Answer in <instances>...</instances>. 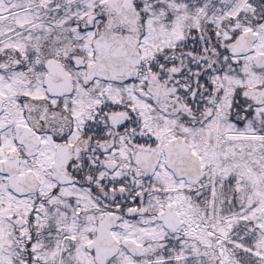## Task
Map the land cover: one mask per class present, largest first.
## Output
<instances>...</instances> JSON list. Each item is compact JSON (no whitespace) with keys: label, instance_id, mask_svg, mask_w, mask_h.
<instances>
[{"label":"snow or ice","instance_id":"1","mask_svg":"<svg viewBox=\"0 0 264 264\" xmlns=\"http://www.w3.org/2000/svg\"><path fill=\"white\" fill-rule=\"evenodd\" d=\"M0 264H264V0H0Z\"/></svg>","mask_w":264,"mask_h":264}]
</instances>
